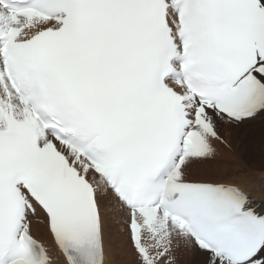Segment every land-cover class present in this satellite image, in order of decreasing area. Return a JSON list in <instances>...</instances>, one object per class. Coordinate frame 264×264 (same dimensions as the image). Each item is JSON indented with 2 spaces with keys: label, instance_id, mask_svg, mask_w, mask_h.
<instances>
[{
  "label": "snow or ice",
  "instance_id": "6c2138e0",
  "mask_svg": "<svg viewBox=\"0 0 264 264\" xmlns=\"http://www.w3.org/2000/svg\"><path fill=\"white\" fill-rule=\"evenodd\" d=\"M260 118L264 0H0V264H264L249 175H191Z\"/></svg>",
  "mask_w": 264,
  "mask_h": 264
},
{
  "label": "rangeland",
  "instance_id": "374dc122",
  "mask_svg": "<svg viewBox=\"0 0 264 264\" xmlns=\"http://www.w3.org/2000/svg\"><path fill=\"white\" fill-rule=\"evenodd\" d=\"M260 119L261 120H259V121L255 120V122H253L251 124H247V123L243 124L238 128L232 126L230 129H225V131H226L225 137H227V134H230V135H232L231 137L234 140V148H231L228 151L227 158L225 161L227 163V165H230L229 168H231V170L223 171V170L219 169L217 172H212V173L223 174V175H217L218 177H221L223 179L235 178L239 175L240 176L249 175L250 180H248V183H246L247 185H249L250 183H255L258 180V178L254 179L253 177H255L257 173H264V168L261 170L255 168L258 166L264 167V143H262V142H264V129H263L264 128V119L263 118H260ZM261 129H263V130H261ZM256 130H259L262 132H259ZM237 131H239V132H237ZM258 137H260V138L258 139ZM254 154H256L257 157L260 158V160H252L254 157ZM216 161L217 160H215L214 163H216ZM252 162H254V164ZM202 171L191 172L192 178L198 179V180L207 179L205 177H201V175H203L204 172H207V170H202ZM252 171H253V173H252ZM252 174H254V175H252ZM40 232L42 233V231H40ZM44 233H45V228H44ZM117 238L120 241L119 246L122 248L121 243H123V245H124V234H117ZM121 251L122 252L124 251V252L123 253L121 252L120 255L118 253V263H120L121 259H123L122 260L123 264H125L126 262H127L126 264H133L131 262H134V264H136V260L132 258V255L130 254V252L128 253L127 248L123 247ZM123 254H124V256H123ZM121 257H123V258H121ZM130 258H132L134 261ZM181 262H182V259L180 261V264H181Z\"/></svg>",
  "mask_w": 264,
  "mask_h": 264
},
{
  "label": "bare ground",
  "instance_id": "6f19581e",
  "mask_svg": "<svg viewBox=\"0 0 264 264\" xmlns=\"http://www.w3.org/2000/svg\"><path fill=\"white\" fill-rule=\"evenodd\" d=\"M264 119V118H263ZM258 121L261 120V119H257ZM256 120V121H257ZM255 122V121H254ZM233 129V128H232ZM264 129V128H263ZM261 129V130H263ZM229 131V130H228ZM256 131H259V130H256ZM234 132V131H233ZM232 132V133H233ZM239 132V131H237ZM259 132H262V131H259ZM263 134V133H262ZM261 135V134H260ZM232 135L230 134H227V147H223L221 146L220 144H218L216 147H217V155H216V158L215 160L216 163H213L211 165H207V166H204V165H200V166H195L193 167L192 169V172H196V171H202V170H207V172H204L203 175H201V177H205L207 179H219V180H226V179H223L221 177H218L217 175H223L221 173H212V172H217L219 169L223 170V171H227V170H231L230 165H227V163L225 162L226 161V158H227V154H228V151L231 149V148H234V140L233 138L231 137ZM262 136V135H261ZM260 137H258L259 139ZM235 139V138H234ZM263 140V139H262ZM264 143V142H262ZM262 145V144H261ZM243 147V146H242ZM259 149V148H258ZM233 151V150H232ZM257 151V150H256ZM234 152V151H233ZM260 153V152H259ZM262 153V152H261ZM251 154V153H250ZM233 155V154H232ZM252 155V154H251ZM232 158V157H231ZM251 158V157H250ZM249 159V158H248ZM252 159V158H251ZM252 160H260L259 157H257L256 154H254V157ZM254 164V162H252ZM256 169H263L264 167H255ZM254 168V169H255ZM250 171V170H249ZM203 172V171H202ZM253 173V171H252ZM240 176V175H239ZM254 179L258 178V180L255 182V183H250L252 185H255V187H252L250 189L251 191V195L253 196L254 200L256 201L257 203V206H259L262 202H264V173H257L255 177H253ZM231 179V178H229ZM198 180V179H196ZM202 180H205V179H202ZM250 180V179H249ZM243 186L245 187H248L249 185L247 184H244ZM42 231V233L40 232ZM34 236H36L38 239H40L42 242H44L47 246H49L51 248V250L55 253V246L52 242V238L51 236L49 235V233H47V231L45 230V233H44V227L43 226H40L38 229H34ZM119 240L117 238V234L114 235L110 241L108 242L109 243V247H110V253H109V256L107 257V259H109L110 261V264H123L122 263V260L121 257V261L120 263H118V253L120 255V253L122 252V248L125 247L127 248L128 250V253L130 252V254L132 255V258L136 260V256H135V253H134V250L132 249L131 247V244L127 238V234L124 233V245L123 243L122 244V248L119 246ZM120 244V245H121ZM124 252V251H123ZM122 252V253H123ZM122 256V255H121ZM124 256V254H123ZM127 256V255H126ZM125 258V257H124ZM130 258V259H132ZM119 259V260H120ZM132 259V260H133ZM182 259V262L181 264H206V258L202 255H200L198 253V251H196L195 249H186L182 252H180V254H178V258H177V264H180V261ZM130 261V260H129ZM134 261V260H133ZM131 262V261H130ZM127 263V262H126ZM125 263V264H126ZM134 264V262H131Z\"/></svg>",
  "mask_w": 264,
  "mask_h": 264
}]
</instances>
